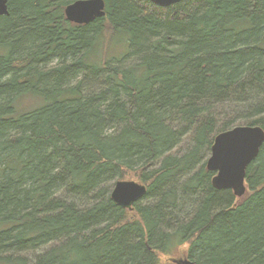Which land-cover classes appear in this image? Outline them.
I'll return each mask as SVG.
<instances>
[{"label": "trees", "instance_id": "obj_1", "mask_svg": "<svg viewBox=\"0 0 264 264\" xmlns=\"http://www.w3.org/2000/svg\"><path fill=\"white\" fill-rule=\"evenodd\" d=\"M72 1L0 15V264H161L178 244L191 264H264V141L237 203L198 165L264 101V0H104L81 24ZM126 175L146 185L132 209L109 195Z\"/></svg>", "mask_w": 264, "mask_h": 264}, {"label": "water", "instance_id": "obj_2", "mask_svg": "<svg viewBox=\"0 0 264 264\" xmlns=\"http://www.w3.org/2000/svg\"><path fill=\"white\" fill-rule=\"evenodd\" d=\"M165 7L182 0H149ZM104 0H74L64 7L65 17L74 23H88L105 14ZM8 14L7 0H0V15ZM264 141V128L258 125H235L215 134L210 146L206 168L214 172L211 184L218 189L228 188L235 197L244 194L247 166L256 158ZM146 185L133 180H117L110 190V198L117 205L132 209L133 203L144 196ZM179 264H191L188 258ZM177 262V263H178Z\"/></svg>", "mask_w": 264, "mask_h": 264}, {"label": "rangeland", "instance_id": "obj_3", "mask_svg": "<svg viewBox=\"0 0 264 264\" xmlns=\"http://www.w3.org/2000/svg\"><path fill=\"white\" fill-rule=\"evenodd\" d=\"M37 102H38L37 100L26 98V99L23 100L22 103H21V100H20L19 104H21V106H19V107L20 108H27L28 106L31 107V106L36 105ZM255 105L256 106H260L261 108L264 109V101L262 103H257L256 102ZM256 106H248V108L241 109L240 114H238L237 117H236V122L237 123L235 125H239V124L240 125H247L246 123L248 121L245 120V117L247 116L248 112H251V108H254ZM232 107H233L232 103L229 102L228 104L225 105L224 108L230 110ZM186 143H187V141L181 146L182 149L185 147ZM174 152H177V150L174 151ZM209 156H210V148H206L201 153V155L199 157L198 165H200L201 163H204V167H205L206 161L209 158ZM158 167H159L158 161L154 162L153 165L150 166V168H158ZM205 169H206V167H205ZM121 180H133V181H136L138 183H142V181L138 180L134 176H128V175H126V178H123ZM143 184H145V183H143ZM245 186H246V192H245L244 195L248 194V189H249L247 183H245ZM240 199H241V197H235V203H237ZM74 200H76V202H74L76 207H78V208L85 207L86 202L84 201V199H82V198L77 199L76 198ZM141 202L143 203L144 200H141ZM130 213H132V211ZM186 246H187V244H184L182 246H181V244L180 245L178 244V246H175V245L172 246L171 248H169L167 250V253L159 255L160 263L161 264H179L180 263V262H178L179 260L186 258V254H185L186 253V248H187Z\"/></svg>", "mask_w": 264, "mask_h": 264}, {"label": "bare ground", "instance_id": "obj_4", "mask_svg": "<svg viewBox=\"0 0 264 264\" xmlns=\"http://www.w3.org/2000/svg\"><path fill=\"white\" fill-rule=\"evenodd\" d=\"M245 191H246V189H245ZM245 193V192H244ZM241 197V196H240Z\"/></svg>", "mask_w": 264, "mask_h": 264}]
</instances>
